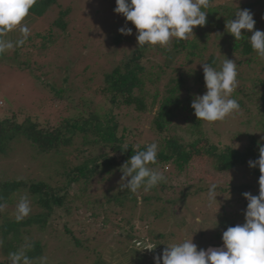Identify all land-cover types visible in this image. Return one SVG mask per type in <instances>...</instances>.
<instances>
[{
    "label": "rangeland",
    "instance_id": "1",
    "mask_svg": "<svg viewBox=\"0 0 264 264\" xmlns=\"http://www.w3.org/2000/svg\"><path fill=\"white\" fill-rule=\"evenodd\" d=\"M252 4H255L254 7L249 9ZM210 6L215 8L214 15L216 14L222 22L226 18L221 17V12H227L228 9L226 16L233 14V17H235L234 15L238 9H248L256 21L254 30L264 31V0H213ZM115 7L116 0H57V4L44 17H27L26 23L31 29L30 36L36 34L40 38L35 40L34 37H31L34 41L30 42L33 43L34 48L28 44L23 50L22 47H17L8 51L4 57H0V117L15 116V121L19 125L24 123L27 118H32L33 122L42 126L41 129L51 131L58 128L64 120L66 121L72 115L74 116L73 113L81 107L82 99H91L98 107V104L102 102L101 99L92 97V92L84 94L81 90L77 91V86L79 83H87V85L93 87L91 88L93 91L102 88V86L104 87V74L110 73L123 59L124 55L131 54L136 48L133 40L125 39L119 45L114 43V38L120 33L119 29L127 28L126 18L122 14L115 13ZM67 9H69V12L64 16L66 29L62 30L54 27L52 24L59 18V13L66 12ZM206 15L208 16L209 13ZM51 28L58 37H54L56 39L53 42L52 40L48 42V49L46 48L45 52H42L43 40L41 35H48V30ZM226 31V24L224 23L221 28L212 33V39L205 52L206 59L204 61L194 59L196 62L190 64V66H185L184 72L189 75L187 84L191 88L194 87V97L203 95L206 92L201 63H206L207 58L214 54L222 57L219 63L222 65L227 57V53L217 51L218 44L223 41L221 36ZM16 32H10L7 38L12 40L10 37L11 35L15 36L14 33L16 34ZM17 34L20 38L21 34L19 32ZM193 34L188 40L192 41L200 35L197 26L193 29ZM251 34L249 32L247 36L250 37ZM125 37L130 38L128 35H125ZM171 49L172 44L168 50ZM17 51L23 56L22 59L28 57L37 61L41 70L44 71L41 72L40 70L35 74L25 67L20 68L15 54ZM166 56L165 49L156 46L146 52L143 60L140 61L141 64L147 67V72L152 74L156 83L159 81H156V77L160 74L155 66H167L169 69L158 83L162 95L165 94L166 86L173 77V68H177L180 64L176 62L179 60L174 62L169 60L171 61L169 64ZM234 57L245 60L237 53ZM252 57L256 61L253 66L259 71L260 68L256 65H264V60H261L256 53ZM16 66H18V70L15 69ZM31 69L35 70V67H31ZM46 72L47 74L41 78L46 86L41 87L32 75L38 76L39 73L45 74ZM197 75L201 80L200 82L196 80ZM245 77L247 79L240 81L238 89L246 86L248 84L247 80L253 79L251 75L249 76L248 71ZM261 77L264 76L261 75ZM49 86H54L56 89L65 88L66 90L73 88L74 93H67L66 98L58 99L51 95ZM148 88L153 91L156 86L148 84ZM199 88H202L201 92L197 91ZM68 96L75 98L69 101ZM255 97L253 94L249 101L242 97L246 102L244 111H239L224 121H218L214 124L202 121L203 131L212 144L219 145L217 147H220V150H224L228 145L235 146L237 149L246 148L252 138L264 144V139H262L264 138V127L258 125L262 117L258 115ZM101 98L103 99L102 96ZM150 100L152 102V98ZM159 106V102L155 103L152 108L148 107L147 112L143 115L136 113L132 108L119 109L115 114L120 124L119 132H121L123 126L137 130L136 133L141 131L143 137L139 142L144 144L159 142L162 141L163 137H171L172 135L184 137L186 141L191 140L186 132L188 125L180 120L175 122L176 127L172 132H164L161 136L158 131H155L156 126L153 119L158 113ZM240 135L242 136L240 137ZM21 150L22 155L18 157L0 159V185L16 180L30 184L46 181L54 189L56 186L63 185L64 178L57 177L50 170L42 169L40 162L35 161L27 145L23 144ZM72 152L73 148L70 147L65 153L66 159L71 164L67 161L69 167L60 170L66 171L72 167L75 173L74 165H77L81 159H75L73 156L71 158L69 155ZM51 158L53 159V157ZM55 158L57 161L63 162L64 160L63 156ZM193 164L194 166L188 172L192 173L191 177L188 178L186 174H183L181 179L171 178L166 184L167 189L165 191L161 188L162 183L157 186L158 191H163L161 194L162 202L158 203V201L152 199L143 202L144 196H153L149 191L144 192V195H142L143 191H139L137 193L139 205L136 204L137 206L129 204L124 208H120L106 205L104 210H111L109 221H103L105 218L103 214L98 216L99 218L96 217L98 219L94 218L93 211L83 204L82 209L76 211L71 220L62 219L61 222L52 220L46 231L33 228L31 230L32 238L36 241H42L47 246L44 256L47 257V264H94L97 260H105L107 264H117V262L139 264L140 257L143 254H146L149 260L152 261L157 254L149 250H140L137 262L132 260L130 252H125L126 256L123 255L124 250L129 251L133 247L138 248L135 239L143 242L151 241L153 244L158 243L167 247L169 244L180 243L184 239H190L193 236V243L197 245L198 250H206L213 247V245H218L216 224L221 208L218 205H213L214 202L209 203L208 190L202 193V190L196 191L195 187L198 184L204 186L205 183L210 185L213 182H218L219 187L227 184L247 186L251 176L246 171L239 170L234 175L215 177L203 166L211 164V161L198 160ZM167 170L166 168V172ZM200 178L204 179L205 182ZM190 179L195 181L190 182ZM188 187L193 188L188 190ZM78 189L79 186L72 185L70 195L75 197ZM249 190L248 192L252 195H259L257 185H249ZM190 191V196L186 197ZM118 192V189L108 190V184H99L92 188L91 194L93 198L97 197L102 203L106 204L105 197H110ZM22 195H27L30 201L32 200L31 194L21 189L13 194L15 203L7 204L4 213L12 212L15 214L16 205ZM217 195L216 199L220 203L230 202L226 205L225 211L233 215L231 218H234L237 214L243 216L242 220L238 222L242 225L245 222L247 199L245 197L240 198L239 192L229 197L218 193ZM78 203L79 201H75L72 207ZM34 210L37 211L38 209ZM158 215L159 217H157ZM197 218L200 219L199 223H197ZM66 224L68 227H66ZM1 225L2 221L0 227ZM159 235L164 237H159ZM148 262L146 264H149Z\"/></svg>",
    "mask_w": 264,
    "mask_h": 264
},
{
    "label": "trees",
    "instance_id": "2",
    "mask_svg": "<svg viewBox=\"0 0 264 264\" xmlns=\"http://www.w3.org/2000/svg\"><path fill=\"white\" fill-rule=\"evenodd\" d=\"M212 1L213 0H211V3ZM56 4L57 0H37V3L30 9L28 17L42 18L47 15L50 9ZM254 5L255 4L249 6V9H252ZM207 10L209 15L207 16L206 25L203 27L197 26L200 33L199 36L192 41L173 39L172 49H165V55H167L166 58L169 64L171 61L174 62L175 60H179L180 62H176L180 64L177 68H173V77L167 84L164 95H162L158 83L169 69L167 66H155L160 75L156 77V81L159 80L158 83L153 80L152 74L147 72V67L140 63V61L143 60L144 54L151 48L147 46L138 47L136 39L137 30L131 22L127 21V28L132 29V34L128 35L130 38H126L125 35L119 33L114 38V43L119 45L125 39L130 41L133 40L136 46L133 52L129 55H124L123 59L110 73L104 74V87L102 86V88L93 91L91 89L93 87L87 85V83H79L76 88L77 91L81 90L84 94L92 92V97L101 99L102 102L98 104L99 109H97L98 107L93 100L82 99L81 107L77 112L73 113L74 116L72 115L68 120H64L59 124L58 128L51 131H44V129H41L42 126L33 122L32 118H27L24 123L19 125V123L15 121V116L0 117V159L6 157L15 158L22 155L21 146L25 144L31 150V155L34 157L35 161L40 162L42 169L50 170L56 174L57 177L64 178L63 185L56 186L55 189L46 181H41L40 183L32 182L30 184L25 181L16 180L0 185V197L3 198L0 202L6 205L14 204L13 194L23 189L31 194V206H33L31 214L19 223L16 222L15 214L12 212L0 214V222L2 221L0 239L4 242L3 246L0 247V264H10L8 258L9 252H15L21 249L25 250L26 254L32 259V262H34L33 264H41V257L45 256L47 246L42 241H36L32 238L31 230L35 228L39 231H46L52 220H59L60 222L62 219H66L67 221L71 220L75 212L82 209L83 204L93 211L94 218L103 214L105 217L103 221H109V216H111L109 215L111 212L110 209L104 210L106 205L118 206L120 208H124L129 204L139 205L137 193L133 194L127 190H120L119 181L122 176L120 168L135 154L133 148L136 150H144L148 144L139 142L143 137V132L141 131L136 133L137 130L123 126L121 132H119L120 124L115 114L121 108H132L136 113L143 115L147 112L148 107L152 108L155 103L159 102L160 106L157 115L153 119V123L156 126L155 131H158L161 136L164 132H172L175 130L176 121L178 122L180 120L188 125L186 132L191 140L186 141L184 137L172 135L171 137H163L162 141H156L159 146L158 163L157 165L150 166L155 167L167 178L166 182H163L161 186L163 191L167 189L166 184L171 178L178 180L181 179L183 174H186L188 178L191 177L192 173L188 172L190 168L194 166L193 163L198 160L211 161V164H205L203 166L215 177L234 175V173L239 170H244L251 176L247 186L231 184L218 186V194L229 197L239 192L241 195L240 198H244L242 194L250 191L249 185L255 184L259 187L260 170L258 167L250 168L248 165L249 160L255 161L259 159L258 141L252 138L246 148L237 149L235 146L228 145L224 150H220V147H217L219 145L212 144L211 140H209L204 133L203 123L197 119L194 115V109L191 107L195 90L194 87L191 88L187 84L189 75L184 72L185 66H190V64L196 62L194 59L204 61L206 59L205 52L212 39V33L216 29L221 28L227 21L235 19L233 14H229L228 17L226 16L228 9L227 12H221V17L226 18L223 22L219 20L216 14L214 15L216 11L214 7L210 6ZM68 12L69 9H67L66 12H60L59 18L56 19L52 25L65 30L66 23L64 21V16L68 14ZM52 28L48 30V35H41L43 40L41 46L42 52H45L48 42H51V40L53 42V40L58 37ZM242 32H244V30H242ZM17 33L18 31L16 34ZM248 33L249 32H245V35L247 36ZM16 34L14 33L15 36L11 35L10 37L13 41L18 39L19 34ZM31 37H34L35 40L36 38H40L36 34L28 37L26 44L21 46L22 50L28 44L33 48L35 47L33 43H31L33 40ZM247 37L243 40L236 41L235 38L226 31V33L221 36L223 41L218 44L217 51L227 53V59L236 61L238 65L239 82L242 79H247L245 77L247 71L249 72V76L251 75L253 78L252 80H247L248 84L243 88H237L233 94V98L237 99L240 104L239 111H244V104L246 102L242 97H245L249 101L254 94L256 96L255 101L257 103L256 108L258 110V115L262 117L258 125L264 127V77H261V75L264 76V65H256L260 68L259 71L253 66L256 62L254 57H252L255 52L251 48ZM236 53L242 58H245V60L236 59L234 57ZM6 54L7 53L0 55V57H4ZM15 54L18 61L17 64H19L20 68L25 67L35 74L41 70L40 64L37 61L28 57L22 59L23 56L20 55L19 51ZM221 59V56H215L213 54L207 58L206 63L211 64L214 68L219 70L221 67L219 64ZM31 67H35V70H32ZM15 69L18 70V66H16ZM43 71L44 70H41V72ZM35 74L32 75L35 81L39 86L45 87L46 85L41 78H43L47 72L45 74L39 73L38 76ZM193 74L195 75V73ZM197 77L198 75L196 76V80L200 82V78ZM148 84L154 85V87L156 86V89L152 91L148 88ZM49 88L51 95L58 99L66 98L67 93H74L73 88L69 90L65 88L56 89L54 86H49ZM197 91L201 92L202 88L197 89ZM67 98L71 101L73 100L72 98L75 97L68 96ZM151 98L152 102L150 100ZM242 135H240V137ZM260 144L262 143L260 142ZM70 147L73 148V152L69 156L71 158L73 156L78 160L81 159L77 165H74L75 173L72 167L66 171L60 170L61 168L69 167L66 163L68 160L65 157V153ZM61 156L64 157L63 162L60 160L57 161L55 157ZM51 157H53V159ZM166 168L168 169L167 172ZM194 181L195 180L190 179V182ZM202 181L205 182L204 179H202ZM74 184L79 186L78 193L75 197L70 195V190ZM99 184H108V190L118 189L119 192L110 197H105L106 204L102 203L100 199L97 197L93 198L91 194L92 188ZM209 186L208 183H205L204 186L198 184L195 188L196 191L202 190V193H205ZM192 188L193 187H188V190ZM161 191L162 190L158 191V187L149 190V193L152 194L153 197L144 196L142 201L145 202L152 199L158 201V203L162 202L161 194L163 191ZM190 194L191 191L186 197L190 196ZM142 195H144V191ZM75 201H79V203L72 207ZM214 203L213 205H218L221 210L219 211L216 224V239L219 240V244L213 246L220 247L223 245V232L230 226H236L238 222L242 220L243 216L237 214L234 218H231L233 215L225 211L226 205L230 203L228 201L220 203L217 200ZM167 204L170 205L171 203ZM36 208L38 209L37 211L34 210ZM157 217H159V215ZM66 227H68L67 224ZM161 235H159V237H164ZM135 241L137 245L143 242L139 239H135ZM28 244L31 245V248H25V245ZM154 245H156V247L151 250V252L157 255H161L166 248L164 245L158 243ZM115 251L118 252L117 249H115ZM139 251L138 248L133 247L129 251L124 250L123 255L126 256L127 254L125 252H130L133 258L132 260L137 262ZM140 258L139 264H146L147 261H149V264H153L154 260H149L146 254H143ZM94 264H107V262L105 260H97ZM117 264L123 263L117 262Z\"/></svg>",
    "mask_w": 264,
    "mask_h": 264
},
{
    "label": "clouds",
    "instance_id": "3",
    "mask_svg": "<svg viewBox=\"0 0 264 264\" xmlns=\"http://www.w3.org/2000/svg\"><path fill=\"white\" fill-rule=\"evenodd\" d=\"M37 0H0V55L24 45L31 35V29L26 23L30 9ZM211 0H116L115 13L122 14L126 21L131 22L137 30L138 47L154 48L159 46L169 49L173 39L188 40L192 37L196 26L207 23V9ZM235 19L226 22V30L236 41L243 40L245 32L252 33L248 38L251 48L257 56L264 60V31L254 30L256 21L248 9L235 13ZM244 30V32H242ZM18 31L20 38L13 41L7 36ZM123 35H131V28H120ZM203 68L206 92L196 95L191 107L198 120L214 124L224 121L240 110V104L233 94L239 87L238 65L235 60L225 59L219 68L211 64L201 63ZM264 139V138H262ZM138 147V146H137ZM238 147V145H237ZM259 159L248 161L250 168L258 167L259 195L249 192L242 195L247 199L245 222L230 226L222 234V247L197 249L193 236L180 243L167 245L161 255L153 257L154 264H264V144L258 142ZM120 168L122 173L119 181L121 191L127 190L133 194L140 190H149L166 182L165 175L155 167L158 160L159 146L156 142L146 145L144 150H136ZM151 165V166H150ZM218 182L210 184L207 192L209 203L217 201ZM0 197V201H2ZM6 204L0 202V214H3ZM32 212L31 201L27 195H22L16 205L15 220L22 222ZM200 219L197 218V223ZM0 239V247L3 246ZM138 249L153 250L156 245L144 241L137 245ZM31 248V245H25ZM10 264H32V259L24 249L9 252ZM41 264H47V257H41Z\"/></svg>",
    "mask_w": 264,
    "mask_h": 264
}]
</instances>
